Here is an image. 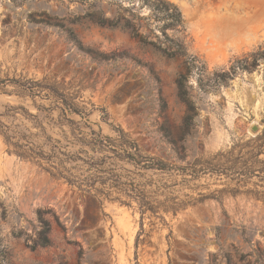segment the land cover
Instances as JSON below:
<instances>
[{"label":"rangeland","instance_id":"1","mask_svg":"<svg viewBox=\"0 0 264 264\" xmlns=\"http://www.w3.org/2000/svg\"><path fill=\"white\" fill-rule=\"evenodd\" d=\"M157 1L0 0V79H47L75 91L94 105L88 119L95 130L112 135L104 110L142 154L169 165L212 161L213 173L181 193L213 199L163 214L164 222L144 218L146 237L136 246V209L104 202L90 221L75 189L16 156L0 137V264H264V201L222 193L238 184L219 173L264 128V0H163L180 13V30L166 26ZM131 15L161 48L169 47L163 33L183 44L194 67L186 71L184 58L167 59L97 22ZM66 30L106 61L79 52ZM7 104L35 113L30 99L0 93V112ZM255 184L241 182L240 191L264 192ZM41 220L50 226L45 248L37 243Z\"/></svg>","mask_w":264,"mask_h":264},{"label":"trees","instance_id":"2","mask_svg":"<svg viewBox=\"0 0 264 264\" xmlns=\"http://www.w3.org/2000/svg\"><path fill=\"white\" fill-rule=\"evenodd\" d=\"M157 3L156 10L167 22L166 26L180 30L182 21L176 7L163 0ZM130 17L115 21L98 18L97 22L101 27L127 32L142 47L151 48L167 59L184 58L186 71L194 67V59L186 57L183 44L173 42L163 33L169 47L161 48L141 34L140 18ZM66 35L82 54L96 62L106 61V57L84 50L71 30H66ZM8 86L12 90L7 91ZM184 86V77H180L177 80L178 90L181 91ZM0 93L22 100L30 99L35 110L31 113L22 105L4 106L0 112V137L7 147L16 156L36 162L52 179L75 189L85 200V217L90 221L95 222L102 215L104 202H116L136 209L140 226L136 246L141 236L146 237L144 218L153 217L164 222L163 214L175 216L188 207L213 199L203 194L193 197L181 193L185 188L195 191L193 183L201 175L213 173L216 165H212V161L195 160L185 167H176L146 156L120 127L108 124L107 114L101 110L105 115L101 121L112 131V135H104L101 128L95 130L88 119L95 109L94 105L84 103L75 91L47 79L20 77L0 79ZM36 100L48 104H37ZM3 120L10 122L7 124ZM261 155H264V128L249 140L248 151L240 154L237 162L219 172L238 184L237 188L222 193L248 194L264 201L263 191L241 192L239 185L254 178L257 180L255 187L264 189V160H259ZM49 232V224L41 220L37 241L40 247L49 246Z\"/></svg>","mask_w":264,"mask_h":264},{"label":"water","instance_id":"3","mask_svg":"<svg viewBox=\"0 0 264 264\" xmlns=\"http://www.w3.org/2000/svg\"><path fill=\"white\" fill-rule=\"evenodd\" d=\"M251 131L253 132V134H257V132H258V127H257V126H252V127H251Z\"/></svg>","mask_w":264,"mask_h":264}]
</instances>
